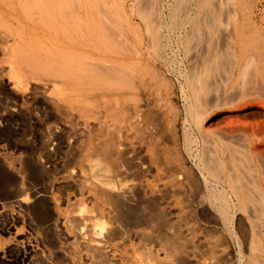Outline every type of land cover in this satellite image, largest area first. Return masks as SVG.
I'll use <instances>...</instances> for the list:
<instances>
[{"label": "rangeland", "instance_id": "374dc122", "mask_svg": "<svg viewBox=\"0 0 264 264\" xmlns=\"http://www.w3.org/2000/svg\"><path fill=\"white\" fill-rule=\"evenodd\" d=\"M23 1H25L28 6L25 3L22 4L21 9H19V7H11L13 8L11 9L10 7H5L6 5L4 4V2L0 0V6L1 4L2 6L5 5V9L9 10L10 13L15 9L13 12L16 14V17L18 13L19 19L21 18L23 20H19L18 18L16 19L13 12L10 14L7 10L0 7L1 9H4L6 15L1 19L2 21H0V23H4L0 24V34L3 35H0V68L3 69V64L5 68V71H2L0 69L2 71L0 73L5 72V75H0V153H3L2 155L5 156V158L21 156L24 159L28 158L31 153L33 154L40 152V154L46 155L47 151L44 150L45 148H42L43 145H45V142L47 140L55 141V139L53 140L50 137L51 131L49 128L53 126V128H56L57 125H61V120H59L55 116L56 114L47 101V97H49L50 94L51 96H56L58 92H60V90H58L60 88V85L57 86L56 83L60 82V79L63 78V76H61L60 78L58 74H70L68 73L71 70L70 67H62L66 66L65 64H68L65 62V60H67L66 58H68L67 61L71 64L68 65L73 67L72 70L76 69L73 66L75 64H77L76 66H78L77 70H79L80 66H88L85 67V69H80L81 72L88 71L90 75H92V72L96 71L97 73H95L98 75L100 74L101 77H103V79L105 80H102L100 82L102 78H95V75H92L91 77H88L90 79H94V82L87 79V77L81 84V87L85 92H87L85 94L89 96V98L87 99V103L90 110L93 111L92 114L91 111H89L91 114V118H96L95 116L99 115V119L114 121L118 116H120V120H123L124 118L127 120V118H129V116L138 109L137 112L140 113L141 124H139L141 127H137L139 129L141 128L139 130L141 137L139 138V134H137L138 137L136 136L135 141L137 140L136 143L139 142L141 144V147L139 148L137 146L136 149L138 150L134 155L137 158L135 159L136 162H138V164H140L143 168L142 171L144 172V175H146L145 178L152 180L154 178L153 176H155V172H159L162 174H168L169 172H171V168L163 163V156H167L171 158L170 161L174 160L173 162L181 164L180 166H183V169L185 168L184 170L187 173H190L193 179L198 178L200 183L204 185H201L200 188L202 189H195L192 186L188 185L185 186L183 191L175 192L176 194H166L165 192H162V197L157 198V203L159 205L158 209L162 208L161 210L163 212L162 213L159 210L160 213L164 215V212L168 211L171 208L170 212H166L169 215L164 216L167 217V220H169V222L175 221L174 223H178L175 215L176 213H178V209L181 208L180 210L182 211V215H184L183 217L187 219V221L192 225L197 235L207 236L209 234L210 236H208L213 238L216 243L220 245L223 243L221 246H226L225 250L226 254L227 252L228 254L226 255L218 252L219 254L217 253L215 258V260L218 258V260H216L218 264H264V0H211L212 2L210 0H61V2H59L60 0H57L58 4H56L55 0L54 5H50L49 10L46 9L47 11H45L52 15V18L51 15H49L51 18V20L50 18L49 20L52 24H50L48 21L44 22L42 20V22L40 20L42 19V17L38 16L41 13L39 14L40 11L36 12L37 9L36 11L29 10L30 7H32L30 9H33L35 0ZM24 5L25 8H27L30 12L26 13L27 9L23 7ZM51 7H53L52 9L54 10H50ZM22 10L26 11L23 12ZM229 10L232 12H230ZM15 11H17V13ZM43 11L44 10H42L41 12L44 13ZM57 11H59L61 17L64 19L59 18L60 15L58 16ZM73 13H75L77 17ZM70 14H72L73 16H70ZM104 14L106 16H104ZM54 15H56L59 20L62 19L61 21H56L58 24L53 20ZM65 15H67V17ZM42 16H45L43 18L44 20L48 19L46 14ZM151 16L153 17L151 18ZM71 17L75 18V20H80V23L79 21L77 22L74 19H71ZM17 20L19 21L17 22ZM101 20H103L104 22ZM107 20H109L108 23L111 24H109L110 26H107ZM21 22H23V24ZM59 22L61 23L60 25ZM85 22H87L86 24L88 25V27L86 26ZM72 23L75 24L72 25ZM103 23L105 26L103 25ZM49 24L53 29L48 26ZM151 24L156 25L152 26ZM10 25H12V27ZM29 25H33L32 28H30ZM61 26H65V29L63 28V30L65 31L63 33L61 32ZM114 26H116L117 28ZM74 27L77 28L75 30L78 32V36L80 35L79 39L77 38L76 31L74 32ZM89 28L90 30H92V32L89 30ZM31 29H35V31H31ZM68 29L70 32H68ZM116 29L119 31H117ZM39 31H41V34H39ZM99 31L100 33H102L100 34ZM65 32H68L69 34L67 33V35ZM79 32L82 33V36ZM86 32L88 33V36L89 34L92 35V38L88 39L89 37H85L87 36ZM74 33H76V36ZM97 34L99 36H102H100L101 39H104L101 40ZM16 35L23 40L19 41L20 39L16 37ZM31 35H33V37H31ZM28 36L31 37V39L29 38L30 40H28ZM35 36L36 38H34ZM45 36H47V39H44ZM80 37H84L83 41L80 39ZM48 38L50 41L48 40ZM43 39L46 40V42H44ZM91 39L97 40H95L96 45L94 44L95 42L92 43ZM47 41H49L50 44L51 41H53L54 43L52 42V44L57 47V50L63 51L62 49L66 50V47H68L73 51L71 50L72 52L70 51L68 53L69 49H67V53L65 54H67L68 57H65V54L59 51L60 53H62L61 55L64 54L63 56L65 58L62 56V58H64L63 60L59 58L61 56L57 55L58 53H56L57 50L54 48V46L52 47V44L50 45ZM103 43H106L107 45L103 46L105 45ZM120 43L123 45H121ZM37 44L38 46H36ZM39 44L42 45L39 46ZM57 44H59V46H57ZM92 44L94 46H97V48L93 47ZM97 44H100V46H98ZM230 44L231 46H229ZM45 45L48 46V48ZM71 46L74 47L72 48ZM148 46L150 48H152L153 46V50ZM20 48L21 51H19ZM49 48L51 53L54 52L50 54L51 56H48L47 51ZM12 49H14L15 51L18 49V52H21V54L19 55L18 53L17 56L13 54L12 57ZM51 49H53L54 51ZM78 49L85 52L82 53L83 51L80 52L78 51ZM22 50H24V52ZM41 50H44V52L42 53ZM31 52L34 53L35 57ZM75 52H80L82 54H76V57ZM86 52L89 53H87L88 55H90L91 52L94 54L95 52L97 54L100 52V55L107 54L109 58L111 57L109 59L107 56L109 60H111L112 58H115V61L117 59L118 60L115 62V64L114 60L112 59L113 61L111 62L113 63L110 62V64L108 63L109 65H107V62L109 61L106 57H104L105 60H103L104 58L102 55L101 56L103 59L100 57V55H98V58L100 57L101 59H98L97 54L96 57L91 54L90 56L94 57L92 59L88 55V57H86ZM70 53L71 55L73 54L72 58L74 57L78 59H71V56L69 55ZM37 54H39L40 56ZM83 54H85L86 59L89 58L88 60L90 61V64L86 59H81L82 57H84ZM118 54L121 55L119 56ZM56 55L59 56L58 58L61 59V61L63 60L64 63L61 61L57 62L58 58L56 57ZM78 55H80L81 57ZM1 57L3 60L1 59ZM50 57H53L55 59H51ZM120 57L121 60L123 59L122 62L120 61L121 63L119 62ZM69 58L71 60H69ZM199 58L201 60H199ZM230 58H232V62ZM95 60H97L98 62L95 63ZM2 61H4V63ZM42 61L45 64L43 67L41 66L43 64ZM79 61H82V65ZM72 62H74V64H72ZM31 63H33L34 65ZM83 63H87V65H84ZM91 63H94L93 70L96 65L94 71L91 70ZM18 64L21 66H19ZM47 64L55 69L56 72H54L55 70L53 69L51 71L50 67ZM78 64H80V66ZM54 65L57 67H55ZM17 66H19L20 68ZM34 66H36L35 69ZM44 67H46V69ZM114 67L117 70H115ZM56 68H60L59 70L62 71L68 69L69 71H63V73H60V71L59 73H57L59 70H57ZM72 70L71 74H75L76 72ZM104 71L106 74L104 73ZM78 72L81 73L80 71ZM83 72L81 74H83ZM71 74L69 78L68 75H65L67 76L65 77V79H67V83L69 82L74 85L73 82L78 79L77 82L75 81V83L76 85L79 84L80 86V76H86L88 73L83 75L76 73L77 76L74 75L76 76L74 77L75 80H72L73 78L70 79L71 77H73ZM100 75L98 77H100ZM194 76L196 78H194ZM18 77H20L21 79H18ZM10 78L12 79V82ZM83 78L84 77H82V79ZM15 79H17L16 81H19L20 84H24L23 86H17L18 90L17 87L16 89L11 87L14 82L13 80ZM96 79L98 80L95 81ZM110 79H113V81H111ZM86 80L88 81V83L91 81L93 83V86L92 84H88ZM106 80H108V82H111L109 84H111L112 86L106 83ZM98 81L100 82V84ZM105 83L108 84L109 88L104 85ZM112 83H114V85L116 84V87ZM97 84L99 86H97ZM27 85L28 87L26 88ZM101 85L103 86V89H100ZM56 86L57 88H54ZM117 86L121 89L119 88V90ZM92 87L95 88L93 89ZM28 88H31V90H29ZM43 89L45 91L44 93H42ZM111 91H114L115 93H113V95H110L112 93ZM120 91L123 93L120 94ZM97 92L98 95L96 94ZM47 93L49 94L46 95ZM92 93H94V95ZM100 93L101 95H99ZM103 93L108 95H104ZM21 95L23 99L21 98ZM110 97H114L113 99H115L116 101L114 102ZM94 98H98L97 102L101 103L93 104L92 101L96 100H94ZM107 98H109V102L106 100ZM21 102L22 104H20ZM90 103H92L93 105L90 106ZM105 103L107 104V106L108 104H112L107 108ZM117 103H119V106L123 108H120V111H118L119 107L116 108V106H114H118ZM12 108H15V111ZM124 110L128 113H126ZM124 112L125 115L127 114L128 116L126 115L124 117ZM149 129L151 130L149 131ZM142 130L143 135H141ZM147 147L149 148L150 152L154 154L152 159L154 162H156L157 165H155V163L153 162L151 164V162L147 158L146 153H149ZM59 150L61 151V149H56L53 152L55 154L59 152L57 155L60 156L61 153ZM206 159L209 161H206ZM236 166L238 167L237 169ZM106 168L107 167L105 165L98 166V168L96 167L95 172L93 173L94 178H111V185L114 182V184L120 187V185L117 184L114 171ZM6 171L8 173L12 172L8 168H6ZM130 171H132V168L130 169ZM21 173L22 174H20V176L23 175V178H25L26 171L23 170ZM59 174L60 171L57 172V169L51 171L49 170L47 173L43 174V180L44 183L46 182L45 186L47 189L49 188L48 190H50L51 187H56V178H58ZM133 175L137 176L136 174ZM150 176L152 178H150ZM51 184L53 186H50ZM201 190L202 192H200ZM168 194L172 195V198H170L171 196ZM247 197L249 199H247ZM222 203L224 205L226 203V206L221 205ZM240 203L241 207H239ZM177 206H179V208ZM222 206L224 208L223 211L222 209H220L222 208ZM256 208L258 211L256 210ZM253 210H255V213L253 212ZM11 213H13L12 215L15 216L16 209L14 208L13 211L7 210L6 212L1 213L0 219L3 220L8 218V216L10 217ZM249 215L251 217H249ZM20 217H18V220H16V227H18L20 231L24 233L30 232L29 238L31 241L33 240L32 243H34L37 248V258H35L38 264L68 263V261L64 257V253L58 251V245H62V249L65 251H73L74 248L70 240L65 239V235L60 229H53L42 224L33 223L32 219L27 214L26 216L21 215ZM29 219L31 222L29 221ZM253 225L255 226L253 227ZM211 226L213 227L211 228ZM211 231L215 233V236L211 234ZM32 236L33 238H31ZM181 236H183L182 239H185V236L183 234H181ZM245 236H247V238ZM7 237L8 234H2V232H0L1 248L6 245ZM223 239L227 243L221 241ZM139 243L140 245L142 244L141 241L132 239V237L130 238V244L135 248L137 246H140ZM37 245H39V247ZM146 246L148 249H144V252H146L151 259L155 260L157 257L159 258L162 256V254L159 253L160 251L158 250L156 244L152 243ZM204 248L205 247L199 244L195 246V250H197L196 254L198 257L200 255H203V253V258L209 255V253L205 252L207 249L205 248L204 250ZM1 255L2 254H0V264H8L12 262L9 260V257ZM247 257H249V259L251 257V259L248 260ZM190 260L192 259H189L188 261L185 260V264H193L194 260ZM142 263L143 262L141 261L135 260L130 262V264ZM11 264L22 263L13 262Z\"/></svg>", "mask_w": 264, "mask_h": 264}, {"label": "bare ground", "instance_id": "6f19581e", "mask_svg": "<svg viewBox=\"0 0 264 264\" xmlns=\"http://www.w3.org/2000/svg\"><path fill=\"white\" fill-rule=\"evenodd\" d=\"M4 2L3 5L1 4L0 7L4 8L5 7H19V9H21L22 4H25L26 2L23 0H2ZM28 1V0H27ZM34 1V0H33ZM54 1L55 0H35L34 1V7L33 9H30L32 7L29 8V10H34L39 12V14L41 13L42 15H47L46 19L44 20L41 14L38 15L40 17H42V19H40L41 21L43 20L44 22H49L50 24H52L50 22L52 15L45 12L47 10H49L50 5H54ZM59 1V0H58ZM58 1L56 0V4H58ZM72 1V0H71ZM211 1V0H210ZM61 2V0L59 1ZM63 2V1H62ZM134 2V1H133ZM208 2V1H207ZM212 2V1H211ZM70 3V2H69ZM157 4V3H156ZM27 5V3H26ZM33 5V4H32ZM223 5V4H222ZM5 6V7H4ZM28 6V5H27ZM60 6V4H59ZM63 6V3H62ZM25 8V5L23 6ZM72 7V6H71ZM231 7V6H229ZM53 7L50 8V10ZM57 8V6H56ZM139 8V7H138ZM188 8V7H187ZM216 8V7H215ZM4 9L0 8V21H2L1 19L3 17H5V11ZM13 9V8H11ZM27 9V8H25ZM47 9V10H46ZM7 10V9H5ZM15 10V9H14ZM13 10V11H14ZM27 9V12H30ZM44 10L42 13L41 11ZM54 10V9H52ZM210 10V9H209ZM222 10V9H221ZM220 10V11H221ZM8 13L9 10H7ZM6 11V12H7ZM12 11V12H13ZM23 11V10H22ZM26 11V10H25ZM23 11V12H25ZM61 11V10H60ZM76 11V10H75ZM136 11V10H135ZM230 11V10H229ZM11 12V13H12ZM17 13V11H15ZM49 12V11H48ZM209 12V11H208ZM217 12V11H216ZM232 12V11H230ZM7 13V14H8ZM10 13V14H11ZM14 13V12H13ZM22 13V12H21ZM54 13V12H53ZM52 13V14H53ZM58 16L60 15L59 11H57ZM56 13V14H57ZM64 13V12H63ZM15 14V13H14ZM75 14V13H73ZM158 14V12H157ZM204 14V13H203ZM209 14V13H208ZM212 14V13H211ZM210 14V16H211ZM224 14V13H223ZM18 13H17V17L15 14V18L19 19L18 17ZM21 15V14H20ZM30 15V14H29ZM36 15V14H35ZM51 15V18L50 16ZM72 14H70L71 16ZM76 15V14H75ZM74 15V17H75ZM32 16V15H31ZM34 16V14H33ZM67 17V15H65ZM69 16V15H68ZM73 16V15H72ZM87 16V15H86ZM101 16V15H100ZM103 16V14H102ZM101 16V17H102ZM104 16H106L104 14ZM150 16V15H149ZM156 16V15H155ZM203 16V15H202ZM216 16V15H215ZM13 17V16H12ZM54 17V21L55 23H57L58 21H61L62 18L61 15L59 18H62L59 20V18L56 17V15L53 16ZM77 17V15H76ZM153 16H151L152 18ZM224 17V16H223ZM243 17V16H242ZM9 18V17H8ZM7 18V19H8ZM11 18V17H10ZM30 18V17H29ZM32 18V17H31ZM50 18V20H49ZM160 18V17H159ZM201 18V16H200ZM199 18V19H200ZM208 18V17H207ZM211 18V17H210ZM233 18V17H232ZM6 19V18H5ZM12 19V18H11ZM14 19V20H16ZM21 19V18H20ZM19 19V20H20ZM69 19V18H68ZM67 19V21H68ZM74 19L75 18H72ZM77 19V18H76ZM87 19V18H86ZM17 20V22L19 21ZM22 20V19H21ZM38 20V19H37ZM158 20V19H156ZM235 20V19H233ZM9 21V20H8ZM23 21V20H22ZM42 21V22H43ZM57 21V22H56ZM64 21V20H63ZM71 21V20H70ZM73 21V20H72ZM75 21H79L80 20H75ZM73 21V22H75ZM103 21V20H101ZM39 22V21H38ZM53 22V21H52ZM104 22V21H103ZM109 20H107V26H110L111 24L108 23ZM116 22V21H115ZM153 22V21H150ZM155 22V21H154ZM203 22V20H202ZM209 22V21H208ZM222 22V21H221ZM11 23V22H9ZM23 24V22H21ZM20 23V25H21ZM29 23V22H27ZM54 23V22H53ZM68 23V22H67ZM76 23V22H75ZM75 23H72V25H74ZM87 22H85L86 24ZM112 23V22H111ZM160 23V22H159ZM212 23V22H211ZM0 24H4L3 22ZM46 24V23H45ZM48 25L51 27V25ZM58 24V23H57ZM61 23L59 22V25ZM110 24V25H109ZM147 24V23H146ZM145 24V25H146ZM196 24V23H195ZM201 24V23H200ZM13 25V24H12ZM12 25H10L12 27ZM19 25V24H18ZM19 25V26H20ZM27 25V24H26ZM34 25V24H33ZM32 25V26H33ZM54 25V24H53ZM52 25V26H53ZM58 25V26H59ZM67 25V24H66ZM69 25V24H68ZM104 25V23H103ZM152 25V24H151ZM156 25V24H153ZM152 25V26H153ZM202 25V24H201ZM212 25V24H210ZM7 26V25H6ZM5 26V27H6ZM14 26V25H13ZM30 26V25H29ZM32 26H30V28H32ZM44 26V25H43ZM56 26V25H55ZM63 26V25H62ZM61 26V32L63 33L65 30H63V28ZM79 26V25H78ZM86 26L88 27V25L86 24ZM105 26V25H104ZM195 26V25H194ZM4 27V26H3ZM10 27V28H11ZM15 27V26H14ZM37 27V25H36ZM60 27V26H59ZM72 27V26H69ZM116 27V26H114ZM149 27V26H148ZM196 27V26H195ZM208 27V26H207ZM212 27V26H211ZM9 28V27H8ZM18 28V27H17ZM22 28V26H21ZM48 28V27H47ZM52 28V27H51ZM106 28V27H105ZM117 28V27H116ZM186 28V27H185ZM210 28V27H209ZM207 28V29H209ZM222 28V27H221ZM7 29V28H6ZM24 29V28H23ZM29 29V28H28ZM50 29V28H49ZM53 29V28H52ZM60 29V28H58ZM65 29V28H64ZM74 32L76 31L75 29L77 28H73ZM152 29V28H151ZM170 29V28H169ZM195 29V28H194ZM213 29V28H212ZM11 30V29H8ZM35 29H31V31ZM71 30V29H70ZM90 30V28H89ZM117 30V29H116ZM30 31V30H29ZM37 31V28H36ZM42 31V30H41ZM41 31H39L41 34ZM57 31V30H56ZM92 32V30H90ZM119 31V30H117ZM194 31V30H193ZM204 31V30H203ZM208 31V30H207ZM68 32L69 29H68ZM67 32V33H68ZM156 32V31H154ZM209 32V31H208ZM12 33V32H11ZM18 33V31H17ZM24 33V32H23ZM30 33V32H29ZM35 33V32H34ZM38 33V32H37ZM55 33V32H53ZM66 33V32H65ZM66 33V34H67ZM77 33V38L79 39L78 36V32ZM76 33L75 36H76ZM81 33V32H79ZM90 33V32H89ZM100 33V31H99ZM102 33V32H101ZM100 33V34H101ZM120 33V32H119ZM124 33V31H123ZM20 34V33H19ZM28 34V32H27ZM33 34V33H32ZM46 34V33H45ZM69 34V33H68ZM67 34V35H68ZM73 34V33H72ZM84 34V32H83ZM87 36L85 37H89L88 39L92 38L88 33L86 32ZM85 34V35H86ZM93 34V33H92ZM121 34V33H120ZM156 34V33H155ZM206 34V33H205ZM2 35V34H0ZM98 35V34H97ZM103 35V34H102ZM118 35V33H117ZM116 35V37H117ZM225 35V34H224ZM223 35V36H224ZM229 35V34H228ZM3 36V35H2ZM37 36V35H36ZM36 36L34 38H36ZM42 36V35H41ZM63 36V35H62ZM82 36V33H81ZM101 36V35H100ZM98 35V37H100ZM105 36V35H104ZM109 36V35H108ZM124 36V34H123ZM151 36V35H150ZM149 36V37H150ZM153 36V35H152ZM16 37H18L16 35ZM24 37V36H23ZM31 37H33V35H31ZM31 37L28 36V40L31 39ZM47 36H45L44 39ZM65 37V35H64ZM67 37V36H66ZM102 37V36H101ZM100 37V39H101ZM115 37V36H114ZM113 37V38H114ZM115 37V38H116ZM6 38V37H5ZM8 38V37H7ZM19 38V37H18ZM30 38V39H29ZM57 38V37H56ZM84 38V37H83ZM83 38L80 37V39L83 41ZM154 38V37H153ZM208 38V37H207ZM213 38V37H212ZM10 39V38H9ZM20 39V38H19ZM44 42H46V40H44ZM104 39V38H102ZM101 39V40H102ZM118 39V38H117ZM193 39V38H192ZM2 40V39H1ZM23 39H20L19 41H22ZM36 40V39H35ZM49 40V38H48ZM65 40V39H64ZM96 40V39H95ZM95 40H92V43L95 42ZM116 40V39H115ZM125 40V39H124ZM169 40V39H168ZM187 40V39H186ZM195 40V38H194ZM208 40V39H207ZM214 40V39H213ZM37 41V40H36ZM50 41V40H49ZM47 41V42H49ZM81 41V42H82ZM97 41V40H96ZM117 41V40H116ZM127 41V40H126ZM176 41V40H175ZM205 41V40H204ZM3 42H4V38H3ZM25 42V41H24ZM27 42V41H26ZM53 41H51L52 44ZM79 42V41H78ZM113 42V41H112ZM118 42V41H117ZM149 42V41H148ZM29 43V42H28ZM40 43V42H39ZM54 43V42H53ZM57 43V42H56ZM68 43V42H67ZM108 43V42H107ZM128 43V42H127ZM147 43V41H146ZM36 44V43H35ZM50 44V42H49ZM50 44V45H51ZM86 44V43H84ZM96 45V42L94 43ZM102 44V43H101ZM106 46V43H103ZM121 44V43H120ZM205 44V43H204ZM228 44V43H227ZM29 45V44H28ZM25 45V46H28ZM42 45V44H41ZM39 44V46H41ZM91 45V43H90ZM93 45V44H92ZM98 45V44H97ZM123 45V44H121ZM130 45V44H129ZM128 45V46H129ZM156 45V44H155ZM30 46V45H29ZM32 46V45H31ZM35 46V45H34ZM38 46V44L36 45ZM35 46V47H36ZM46 46V45H45ZM52 47L54 46V44L51 45ZM57 46H59V44H57ZM66 46V45H64ZM89 46V45H88ZM100 46V44L98 45ZM151 46V45H150ZM154 46V45H153ZM152 46V48H153ZM192 46V44H191ZM205 46V45H204ZM231 46V44L229 45ZM48 48V46H46ZM70 47V45H69ZM72 47V46H71ZM74 47V46H73ZM72 47V48H73ZM96 47L97 46H94ZM127 47V46H126ZM149 47V46H148ZM147 47V48H148ZM173 47V46H172ZM199 47V45H198ZM213 47V46H212ZM3 48V47H2ZM34 48V47H33ZM46 48V49H47ZM54 48L57 50V47L54 46ZM59 48V47H58ZM67 49H69L68 53L72 50L71 48L66 47ZM76 48V47H75ZM92 48V47H91ZM100 48V47H99ZM106 48V47H104ZM108 48V47H107ZM150 48V47H149ZM150 48V49H152ZM218 48V47H217ZM15 49V48H14ZM14 49H12L13 52H11L12 57L13 54L17 56V54L19 53V55L21 54V52H18V49L15 51ZM67 49H62L61 50H55L56 53H58L57 55L61 56H57L58 58H61L64 60L65 57H68L66 51ZM77 49V48H76ZM156 49V48H155ZM173 49V48H172ZM189 49V48H188ZM203 49V48H202ZM205 49V48H204ZM223 49V48H222ZM32 50V49H30ZM53 50V49H51ZM85 50V49H84ZM96 50V49H95ZM103 50V49H102ZM123 50V49H122ZM133 50V49H130ZM153 50V49H152ZM211 50V49H210ZM21 51V48L20 50ZM24 52V50H22ZM42 51V50H41ZM54 51V50H53ZM65 54V57L63 55H61L62 53ZM73 51V50H72ZM71 51V52H72ZM78 51L82 52L83 50L78 49ZM76 51V52H78ZM88 51V50H87ZM94 51V50H93ZM99 51V49H98ZM137 51V50H136ZM146 51V50H145ZM189 51V50H188ZM44 52V50L42 51V53ZM48 56L54 52H50V48L48 49ZM75 52V56L76 53ZM85 51H83L82 53H84ZM90 52V50H89ZM104 52V51H103ZM102 52V53H103ZM110 52V51H109ZM152 52V51H151ZM32 53V52H31ZM60 53V54H59ZM80 53V54H82ZM88 52H86V57H91L92 59L94 57L90 56L91 54L93 56L96 57V52L94 53H90V55L87 54ZM112 53V52H111ZM176 53V52H175ZM201 53V52H199ZM2 54V53H1ZM34 55V53H32ZM31 54V55H32ZM47 54V53H46ZM136 54V53H135ZM133 54V55H135ZM156 54V53H155ZM174 54V52H173ZM231 54V53H229ZM39 55V54H37ZM45 55V54H43ZM71 56V59L75 60L78 58H72L71 53L69 54ZM88 55V56H87ZM98 55H100V52L97 54V58ZM104 57L107 58V54H101ZM100 55V57L102 58V56ZM119 55V54H118ZM121 55V54H120ZM119 55V56H120ZM198 55V54H197ZM213 55V54H212ZM217 55V54H216ZM221 55V54H220ZM23 56V55H22ZM26 56V55H25ZM40 56V55H39ZM51 56V55H50ZM54 56V55H52ZM62 56L64 58H62ZM80 56V55H78ZM84 57H82L81 59L85 60V54H83ZM118 56V57H119ZM15 57V56H14ZM19 57V56H18ZM31 57V56H30ZM35 57V55H34ZM43 57H47V56H43ZM77 57V56H76ZM81 57V56H80ZM79 57V59H80ZM98 59H101V58ZM158 57V56H157ZM156 57V58H157ZM221 57V56H220ZM28 58V57H27ZM32 58V57H31ZM49 58V57H48ZM47 58V60H48ZM51 59H55L53 57H50ZM57 59V62L61 61V59ZM95 58V59H97ZM102 58V59H103ZM109 58V56H108ZM107 58V59H108ZM111 58V57H110ZM109 58V59H110ZM123 58V56H122ZM192 58V56H191ZM197 58V57H196ZM2 59V57H1ZM19 59V58H18ZM37 59V58H36ZM39 59V58H38ZM68 60V58H66ZM69 58V60H71ZM89 59V58H88ZM88 59H86L87 61H89ZM90 59V60H92ZM109 62H107V65L110 64L111 61H113L115 58H112L111 60H109ZM158 59V58H157ZM211 59V58H209ZM231 62H232V58ZM228 59V60H230ZM3 60V59H2ZM25 60V58H24ZM42 60V59H41ZM63 60L61 62H63ZM67 60H65L66 63H68L69 65H71ZM105 60V58L103 59ZM118 60V59H117ZM116 60V61H117ZM199 60H201L199 58ZM215 60V59H214ZM27 61V60H26ZM37 61V60H36ZM35 61V62H36ZM101 61V60H100ZM114 60V63L116 62ZM122 62L123 59L121 60V57L119 58V62ZM126 61V60H125ZM208 61V60H207ZM4 63V61H2ZM31 62V61H30ZM34 62V61H32ZM41 62V61H40ZM55 62V60H54ZM80 62V61H79ZM82 62V61H81ZM80 62V64H81ZM92 62V61H91ZM94 62V61H93ZM98 62L97 60H95V63ZM104 62V61H103ZM120 62V63H121ZM170 62V61H169ZM215 62V61H214ZM234 62V61H233ZM1 63V60H0ZM28 63V62H27ZM38 63V62H37ZM43 63V61H42ZM48 63V62H47ZM51 63V61H50ZM64 63V62H63ZM90 64V61L88 62ZM100 63V62H99ZM109 63V64H108ZM113 63V62H111ZM177 63V62H176ZM33 64V63H31ZM60 64V63H58ZM68 64H65L66 66H62V67H66V68H71L72 70V66H69ZM72 64H74V62H72ZM80 64H78L80 66ZM84 65H87V63H83ZM103 64V63H102ZM116 64V63H115ZM118 64V63H117ZM127 64V63H126ZM19 65V64H18ZM34 65V64H33ZM45 64L43 63L41 66L43 67ZM49 66V64H47ZM68 65V67H67ZM77 64L73 65L76 69L72 70L80 75L86 74L88 73L86 76H80L81 78V83L80 86L79 84L76 85L75 81L77 82L78 79H74V77L77 76V74L73 73L71 74V70L68 71L67 70H63L64 72H68L70 73L73 77H71L70 79L75 80L73 83H67V79H65V75H68V78L70 76V74H58L59 77L61 78V76H63V78H61L60 82H57L56 85H60V88L58 90H60V92H58V94L56 96H50L47 97V101L49 102V104L51 105V108L54 110L55 112V116L61 120L60 121V126H56V128L50 127V134H51V138L55 141H49L47 140L45 142V145H43L42 148H45L44 150L47 151L46 155H42L40 154V152L38 153H31L30 156L26 159H24L21 156H15V157H11V158H5V156H3V153H0V214L6 212L7 210H11L13 211V209H16V215H12L13 213H11V216L6 219H0V232L8 234L7 237V242L6 245L4 247H0V251L2 254L1 256H6L9 257V260L12 261L11 263H17V262H21L22 264H38L36 262V253H37V248L36 245L34 243H32V241L29 238L30 232H22L20 231V229L18 227H16V220H18V217H20L21 215H29V217L32 219L33 223H38V224H42L46 227H51L53 229H60L63 234L65 235V239H69L70 242L73 245L74 250L73 251H65L62 248V245H58V251H61V253H64V257L66 258V260L68 261L67 264H130L131 261H141L143 262L142 264H185L186 261H188L189 259H192L190 261H193V264H218L216 262V260H218V258L215 260L216 255L218 252L226 254V246L222 247L221 245L223 244H218L216 243V241L207 236L204 235H197L192 227V225L187 221V219H185L182 215V211L179 208V206H177L178 208V213H176L175 217L177 218L178 223H174V222H169V220H167V217H165L164 215H169L166 212H170V209L168 211H165L164 215H162V208L158 209V203H157V198H161L162 197V192L164 193H175L178 191H183L185 186H192L195 189H199L202 186H204L202 183H200V181L198 180V178L193 179L190 173H187L184 169L183 166H180L181 164H177V162H172L170 161L171 158L167 157V156H163L164 157V162L165 165H167L169 168H171V172H169L168 174L166 173H159V172H155V176H153L154 178L148 179L145 178L146 175H144V172L142 171L143 168L141 167L140 164H138V162H136L135 159H137L135 157L134 154H136L137 150V146L140 148L141 144L139 142L136 143L135 138L136 136L138 137L137 134H139V138L140 136V129L138 127L140 126V113H138V109L135 110L130 116L129 118H127V120L123 119L120 120L118 116L116 120L114 121H110L107 119H99L100 117H98L99 115L95 116L96 118H91V114L93 113V111L90 110L89 105L87 103V99L89 98V96H87L84 91V89L81 87L82 82H84V80L88 77V76H92L95 75V78H102L100 80V82L103 79V77H98L99 75L96 74L97 72L94 71L96 68L93 70V65L94 63H91L90 67L88 69H91L93 74L90 75V73L88 71L83 72V74H81V70L85 67L88 66H80L79 70L78 66H76ZM82 65V64H81ZM100 65V64H99ZM189 65V64H188ZM21 66V65H19ZM17 66V67H19ZM55 66V65H54ZM117 66V65H115ZM133 66V65H132ZM141 66V65H140ZM191 66V65H190ZM233 66V65H231ZM1 67V66H0ZM3 69H1L2 71H5L4 68V64H3ZM6 67V66H5ZM36 66H34L35 69ZM50 67V66H49ZM57 67V66H55ZM61 67V65H60ZM98 67V66H97ZM120 67V66H119ZM127 67V66H126ZM194 67V66H192ZM8 68V66H7ZM20 68V67H19ZM41 68V67H40ZM46 69V67H44ZM65 68V69H66ZM199 68V66H198ZM10 69V68H9ZM48 69V68H47ZM51 71H52V67H50ZM49 69V70H50ZM57 70H59L58 68H56ZM81 69V70H80ZM103 69V68H101ZM100 69V70H101ZM106 69V68H105ZM110 69V68H109ZM115 69V67H114ZM119 69V68H118ZM0 70V72H2ZM40 70V69H38ZM36 70V71H38ZM55 70V69H53ZM77 70V71H76ZM111 70V69H110ZM117 70V69H115ZM120 70V69H119ZM124 70V68H123ZM213 70V69H212ZM45 71V70H44ZM61 71V72H60ZM62 70H59L57 73H63ZM78 71H80L81 73H79ZM98 71V69H97ZM107 71V70H106ZM137 71V70H136ZM204 71V70H203ZM223 71V70H222ZM12 72V70H11ZM14 72V71H13ZM47 72V71H46ZM50 72V71H49ZM56 72V70L54 71ZM96 72V73H95ZM215 72V71H214ZM5 73V72H4ZM4 73H0L4 74ZM36 73V72H35ZM53 73V72H52ZM105 73V71H104ZM195 73V72H194ZM212 73V72H211ZM49 74V73H48ZM106 74V73H105ZM181 74V72H180ZM213 74V73H212ZM5 75V74H4ZM57 75V74H54ZM76 75V76H74ZM97 75V76H96ZM197 75V74H196ZM3 76V75H2ZM107 76V75H106ZM113 76V75H112ZM131 76V75H130ZM139 76V75H138ZM198 76V75H197ZM1 77V76H0ZM12 77V76H10ZM54 77V76H53ZM82 77H84L82 79ZM94 77V76H93ZM216 77V75H215ZM20 77H18L19 79ZM23 78V77H22ZM56 78V76H55ZM58 78V77H57ZM128 78V77H127ZM136 78V77H135ZM194 78H196L194 76ZM11 79V78H10ZM21 79V78H20ZM91 81L94 82V79H90L89 77L87 78ZM109 79V78H108ZM17 79L13 80V84L11 87H13L14 89H16L17 86L22 85L19 83V81H16ZM57 80V79H56ZM69 80V79H68ZM98 79H96L95 81H97ZM111 81H113V79H110ZM109 80V81H110ZM120 80V79H119ZM118 80V81H119ZM139 80V79H138ZM198 80V78H197ZM78 81V82H79ZM89 82L86 80V82L88 84H92V82ZM105 81V80H104ZM106 83H111L108 82V80H106ZM126 81V80H125ZM208 81V80H207ZM12 82V79H11ZM56 82V81H54ZM85 82V83H86ZM99 82V81H98ZM99 82V84H100ZM128 82V80H127ZM204 82V81H203ZM104 84L106 85V87H108V84ZM185 83V82H184ZM86 84V85H88ZM102 84V83H101ZM114 85V83H112ZM190 84V82H189ZM199 84V83H198ZM24 85V84H23ZM22 85V86H23ZM103 85V84H102ZM100 86V89H103V86ZM111 85V84H109ZM116 85V84H115ZM114 85V86H115ZM202 85V83H201ZM30 86V85H29ZM46 86V85H45ZM49 86V85H48ZM54 87V88H57ZM91 86V85H90ZM97 86H99L97 84ZM95 86V87H97ZM112 86V85H111ZM192 86V85H191ZM195 86V85H194ZM198 86V85H197ZM28 87V85L26 86V88ZM34 87V86H32ZM36 87V86H35ZM95 87H92L93 89ZM116 87V86H115ZM114 87V88H115ZM143 87V86H142ZM200 87V86H199ZM21 88V86H20ZM25 88V91H26ZM37 88V87H36ZM90 88V87H89ZM105 88V87H104ZM109 88V87H108ZM113 88V87H112ZM117 88L119 89L120 87L117 86ZM126 88V87H125ZM128 88V87H127ZM189 88V87H188ZM192 88V87H191ZM198 88V87H196ZM29 90H31V88H28ZM46 89V88H45ZM117 89V91H118ZM121 89V88H120ZM119 89V90H120ZM18 90V87H17ZM16 90V91H17ZM28 90V91H29ZM33 90V89H32ZM48 90V89H47ZM56 90V89H55ZM42 91V90H40ZM39 91V92H40ZM94 91V90H93ZM116 91V92H117ZM198 91V90H197ZM194 91V92H197ZM30 92V91H29ZM37 92V91H36ZM44 89L43 92L44 93ZM52 92V91H51ZM49 92V93H51ZM101 92V91H100ZM104 92V91H103ZM112 92V91H111ZM110 92V93H111ZM126 92V91H125ZM49 93H47L46 95H48ZM109 93V94H110ZM113 93H115L114 91L110 94L113 95ZM123 93L120 91V94ZM201 93V92H200ZM28 94V93H27ZM35 94V93H34ZM53 94V93H52ZM56 94V91H55ZM90 94V93H89ZM94 95V93H92ZM98 95V92L96 93ZM104 94V93H103ZM102 94V95H103ZM119 94V96H120ZM42 95V94H41ZM45 95V97H46ZM91 95V94H90ZM92 95V96H93ZM101 95V93L99 94ZM104 95H108V94H104ZM118 95V94H117ZM186 95V94H185ZM37 96V95H36ZM128 96V95H127ZM15 97V96H14ZM29 97V96H28ZM27 97V98H28ZM34 97V95H33ZM91 97V96H90ZM117 97V96H116ZM22 98V95H21ZM110 98H114V97H110ZM127 98V97H126ZM193 98V97H192ZM14 99V98H13ZM23 99V98H22ZM96 98H94L95 100ZM109 98H107L106 100L109 102L108 100ZM111 99V100H112ZM119 99V98H118ZM15 100V99H14ZM38 100V99H37ZM43 100V99H42ZM98 98L95 101H92L93 104L98 103L97 102ZM23 101V100H22ZM27 101V99H26ZM113 101L115 102L116 100L113 99ZM118 101V100H117ZM121 101V100H120ZM182 101V100H181ZM202 101V99H201ZM24 102V101H23ZM17 103V102H16ZM47 103V102H46ZM92 103H90V106L93 105ZM101 103V102H99ZM98 103V104H99ZM196 103V102H195ZM203 103V102H202ZM22 104V102L20 103ZM97 104V107H98ZM106 104V103H105ZM112 104V103H111ZM111 104H106L107 108L109 107V105ZM116 104V103H115ZM117 105H114L118 108V111H120L119 109H123L122 107L119 106V103H117ZM197 104V103H196ZM45 105V104H44ZM88 105V107H87ZM101 105V104H100ZM31 106V105H30ZM113 106V107H114ZM195 106V104H194ZM102 107V106H99ZM105 107V106H103ZM112 107V106H110ZM146 107V106H145ZM35 108V107H34ZM45 108V107H44ZM144 108V107H143ZM5 109V108H4ZM13 110L15 108H12ZM29 109V108H28ZM125 109V107H124ZM6 110V109H5ZM52 110V111H53ZM101 110V109H100ZM15 111V110H14ZM91 111V114L90 112ZM123 111V110H122ZM125 111V110H124ZM141 111V110H140ZM139 111V112H140ZM20 112V111H19ZM18 112V113H19ZM47 112V111H46ZM117 112V111H116ZM115 112V114H116ZM126 112V111H125ZM124 112V117L127 115H125ZM203 112V111H202ZM14 113V112H13ZM123 113V112H122ZM128 113V112H126ZM49 114V113H48ZM53 115V114H52ZM121 115V116H122ZM102 116V115H101ZM128 116V115H127ZM161 116V115H160ZM98 117V118H97ZM30 118V117H29ZM35 118V117H34ZM44 118V117H43ZM121 118V117H120ZM123 118V117H122ZM118 120V121H117ZM145 120V119H144ZM35 121V120H34ZM46 121V119H45ZM186 121V120H185ZM198 121V120H197ZM33 122V121H32ZM170 122V121H168ZM140 123V124H139ZM143 123V122H142ZM149 123V122H148ZM151 123V122H150ZM17 124V123H16ZM57 124V123H56ZM146 124V123H145ZM162 124V123H161ZM183 124V123H182ZM147 125V124H146ZM165 125V124H164ZM138 126V127H137ZM151 126V125H150ZM144 127V124H143ZM142 127V128H143ZM149 127V126H147ZM189 128V127H188ZM47 129V128H46ZM148 129V128H147ZM151 129H149L150 131ZM146 131V130H145ZM144 131V132H145ZM143 130L141 131V135ZM159 133V132H158ZM145 134V133H144ZM176 134V133H175ZM44 135V134H43ZM42 135V136H43ZM151 135V134H150ZM162 135V134H161ZM147 136V135H146ZM154 136V135H153ZM160 137V136H159ZM174 138V137H173ZM208 139V138H207ZM142 140V139H141ZM212 141V140H211ZM147 142V141H146ZM149 142V141H148ZM152 142V140H151ZM155 142V141H154ZM160 143V142H159ZM164 144V143H163ZM221 144V143H220ZM205 145V143H204ZM228 145V144H226ZM230 145V144H229ZM164 146V145H163ZM185 146V145H184ZM223 146V145H222ZM233 146V145H232ZM225 147V146H224ZM35 148V145H34ZM204 148V147H203ZM211 148V147H210ZM223 148V147H222ZM56 149H61L60 153L61 155L58 156L57 154H55L53 151ZM146 149V148H145ZM144 149V150H145ZM149 153H146L147 158L149 159V161L156 164V162L153 161V155L152 152H150L149 148L147 147ZM205 149V148H204ZM30 150V149H29ZM34 150V149H33ZM211 150V149H210ZM241 150V149H240ZM43 151V150H42ZM147 151V150H146ZM208 151V150H207ZM215 151V150H214ZM56 152V151H55ZM144 152V151H143ZM230 152V151H228ZM209 154V152H208ZM164 155V153H163ZM217 155V154H216ZM8 156V155H7ZM138 157V156H137ZM174 157V156H173ZM208 158V157H206ZM216 158V157H215ZM236 158V157H235ZM173 159V158H172ZM205 159V158H204ZM210 159V158H209ZM156 160V159H155ZM235 160V159H234ZM144 161V160H143ZM148 161V162H149ZM206 161H209L206 159ZM217 161V160H216ZM142 162V161H141ZM243 162V161H242ZM143 163V162H142ZM180 163V162H179ZM186 163V162H185ZM214 164V163H213ZM106 166V169H110L113 170L115 175H116V181L117 184L120 185L117 186L116 184L111 185L112 180L111 178H102V179H95L93 173L95 172V168L98 166ZM147 165V164H146ZM242 165V164H241ZM149 166V164H148ZM152 166V165H151ZM161 166V165H160ZM190 166V165H189ZM188 166V167H189ZM186 167V166H185ZM203 167V166H202ZM212 167V166H211ZM218 167V166H217ZM6 168L10 169V171H12L11 173H8L6 171ZM101 168V167H100ZM132 168V171H130V169ZM150 168V167H149ZM156 168V167H155ZM166 168V166H165ZM220 168V167H219ZM238 167L236 166V169ZM57 172L60 171V174L58 176L57 179V185L56 187H51L50 190H48L45 186L44 180H43V174L47 173L49 170H56ZM235 169V170H236ZM25 170L26 171V177L23 178V175L20 176V174H22L21 172ZM100 170V169H99ZM164 170V169H163ZM250 170V169H249ZM9 171V170H8ZM166 171V170H165ZM233 171V170H232ZM243 171V170H242ZM56 172V171H55ZM146 172V171H145ZM192 172V171H191ZM220 172V171H219ZM238 172V170H237ZM216 173V172H215ZM49 174V173H48ZM136 174L137 176L133 175ZM46 176V175H45ZM50 176V175H49ZM103 176V175H102ZM214 176V175H213ZM218 176V175H217ZM232 176V175H231ZM229 177V176H228ZM234 177V176H233ZM245 177V176H244ZM150 178H152L150 176ZM213 178V177H212ZM241 178V177H240ZM25 179V180H24ZM46 179V178H45ZM55 179V178H54ZM101 180V181H100ZM205 180V179H204ZM233 180V179H232ZM251 180V179H250ZM115 181V182H116ZM223 181V180H222ZM242 181V180H241ZM246 182V181H244ZM50 183V182H48ZM47 183V184H48ZM228 185V184H227ZM248 185V184H247ZM50 186H53L52 184ZM240 187V186H239ZM202 189V188H200ZM238 189V188H237ZM55 191V192H54ZM191 191V190H190ZM250 191V190H249ZM256 191V190H255ZM202 192V190L200 191ZM186 193V192H185ZM194 193V192H193ZM204 193V192H203ZM202 193V194H203ZM214 193V192H212ZM219 193V192H218ZM161 194V196H160ZM176 194V193H175ZM174 194V195H175ZM256 194V193H255ZM164 195V194H163ZM170 195V194H168ZM173 195V196H174ZM187 195V194H186ZM214 195V194H213ZM160 196V197H159ZM171 196V197H170ZM169 197L172 198V195H170ZM177 196V195H176ZM236 196V195H235ZM248 196V195H247ZM251 196V195H250ZM242 197V196H241ZM183 198V197H182ZM192 198V197H191ZM201 198V197H199ZM246 198V197H244ZM179 199V198H178ZM247 199H249L247 197ZM246 199V200H247ZM160 200V199H158ZM175 200V199H174ZM201 200V199H200ZM253 200V199H251ZM258 200V199H257ZM241 201V200H240ZM183 202V201H182ZM199 202V201H198ZM202 202V201H201ZM204 202V201H203ZM178 203V202H176ZM175 203V204H176ZM235 203V202H234ZM252 203V202H251ZM254 203V202H253ZM174 204V205H175ZM180 204V203H179ZM256 204V203H255ZM172 205V204H171ZM187 205V204H186ZM190 205V204H189ZM221 205L226 206L222 203ZM220 205V206H221ZM219 206V207H220ZM223 206L222 211H223ZM249 206V205H248ZM263 206V205H262ZM261 206V207H262ZM172 207V206H171ZM181 207V205H180ZM189 207V206H188ZM238 207V206H237ZM241 207V203L240 206ZM238 207V208H239ZM256 207V206H255ZM160 208V207H159ZM245 208V207H243ZM263 208V207H262ZM175 209V208H174ZM248 209V208H247ZM246 209V210H247ZM254 209V208H253ZM260 209V207H259ZM162 213H160V211ZM190 210V209H189ZM251 210V209H250ZM257 210V208H256ZM192 211V210H191ZM201 211V210H200ZM218 211V210H217ZM255 210H253L254 212ZM258 211V210H257ZM15 212V211H14ZM208 212V211H207ZM239 212V211H238ZM243 212V211H242ZM9 213V212H8ZM175 213V212H174ZM185 213V212H183ZM201 213V212H200ZM251 213V212H250ZM255 213V212H254ZM253 213V214H254ZM263 213V212H262ZM10 214V213H9ZM15 214V213H14ZM243 214V213H242ZM252 214V215H253ZM186 215V214H185ZM203 215V214H201ZM245 215V214H244ZM257 215V214H256ZM261 215V214H260ZM7 216V215H6ZM5 216V217H6ZM195 217V216H194ZM212 217V216H211ZM249 217H251L249 215ZM21 218V217H20ZM19 218V219H20ZM219 218V217H218ZM257 218V217H256ZM255 218V219H256ZM195 219V218H194ZM211 219V218H210ZM213 219V218H212ZM239 219V218H238ZM176 220V219H175ZM209 220V218H208ZM262 220V219H261ZM30 221V219H29ZM176 221V222H177ZM212 221V220H211ZM222 221V220H220ZM26 222V221H25ZM31 222V221H30ZM218 222V221H217ZM249 222V221H248ZM221 223V222H220ZM219 223V224H220ZM239 223V221H238ZM252 224V223H251ZM261 224V223H260ZM31 225V224H30ZM37 225V224H36ZM228 225V224H227ZM258 225V224H257ZM241 226V225H240ZM255 225H253L254 227ZM260 226V225H259ZM25 227V226H24ZM45 227V228H46ZM203 227V226H202ZM213 226H211L212 228ZM257 227V226H256ZM206 228V227H205ZM204 228V230H205ZM218 228V227H217ZM241 228V227H240ZM49 229V228H48ZM215 229V228H214ZM242 229V228H241ZM40 230V229H39ZM203 230V231H204ZM233 230V229H232ZM34 231V230H33ZM156 231V232H154ZM212 232V231H211ZM261 232V231H260ZM252 233V231H251ZM257 233V232H256ZM40 234V233H39ZM181 234H183L185 237V239H182L183 236H181ZM215 236V233H211ZM223 234V233H222ZM241 234V233H240ZM244 234V233H243ZM56 235V234H55ZM63 235V236H64ZM212 235V236H213ZM247 235V234H246ZM252 235V234H251ZM248 236V235H247ZM247 236H245L247 238ZM55 237V236H54ZM132 237V239H137L138 241H141V245L139 243L140 246H137L136 248L134 246H132L130 244V238ZM252 237V236H251ZM264 237V236H263ZM33 238V236L31 237ZM35 238V237H34ZM239 238V237H238ZM217 239V238H216ZM49 241V240H48ZM186 241V242H184ZM223 242V240H221ZM219 241V242H221ZM227 241V240H226ZM244 241V240H243ZM263 241V240H262ZM128 242V243H127ZM254 242V241H253ZM260 242V241H258ZM70 243V244H71ZM156 244L158 250L160 251L159 253L162 254L161 257H157L155 260L151 259L149 257V255H147L146 252H144V249L147 248L146 245L149 244ZM227 243V242H225ZM257 243V242H256ZM66 244V243H65ZM201 245L203 247H205L207 250L205 251L206 253H209V255L207 257L203 258V255H200L199 257L197 256L196 252L197 250H195V246L197 245ZM251 244V242H250ZM39 247V245H37ZM50 246V245H49ZM71 246V245H70ZM255 246V245H254ZM44 247V246H43ZM189 247V248H188ZM238 247V246H237ZM258 247V246H257ZM256 247V248H257ZM72 248V247H71ZM204 248V250H205ZM148 249V248H147ZM229 250V249H228ZM200 251V250H199ZM256 251V250H255ZM202 252V251H201ZM246 253V251H245ZM257 253V252H256ZM160 254V255H161ZM219 254V253H218ZM228 254V252H227ZM226 254V255H227ZM230 254V253H229ZM51 255V254H49ZM54 255V254H53ZM58 255V254H57ZM159 255V254H158ZM248 255V254H247ZM245 255V256H247ZM253 255V254H252ZM219 256V255H218ZM231 256V255H230ZM36 257V258H35ZM253 257V256H252ZM62 258V257H61ZM63 258V259H65ZM223 258V257H222ZM248 260L249 257H247ZM225 259V258H224ZM38 260V259H37ZM46 260V259H45ZM186 260V261H185ZM254 260V258H253ZM189 261V263H190ZM39 262V261H38ZM43 262V261H42ZM54 262V261H53ZM195 262V263H194ZM222 262V261H221ZM220 262V263H221ZM253 262V261H252ZM259 262V261H258ZM7 263V262H6ZM8 263V264H11ZM227 263V262H226ZM47 264V263H46ZM231 264V263H230ZM234 264V263H233ZM254 264V263H253ZM262 264V263H261Z\"/></svg>", "mask_w": 264, "mask_h": 264}]
</instances>
